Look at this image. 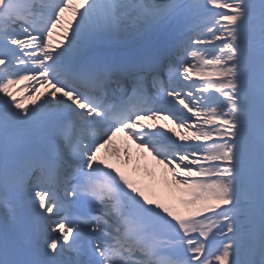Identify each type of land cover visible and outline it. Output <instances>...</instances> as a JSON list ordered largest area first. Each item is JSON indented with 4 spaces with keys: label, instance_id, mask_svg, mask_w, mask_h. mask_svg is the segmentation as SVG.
I'll return each mask as SVG.
<instances>
[{
    "label": "snow or ice",
    "instance_id": "6c2138e0",
    "mask_svg": "<svg viewBox=\"0 0 264 264\" xmlns=\"http://www.w3.org/2000/svg\"><path fill=\"white\" fill-rule=\"evenodd\" d=\"M0 209V264H264V0H0Z\"/></svg>",
    "mask_w": 264,
    "mask_h": 264
},
{
    "label": "bare ground",
    "instance_id": "6f19581e",
    "mask_svg": "<svg viewBox=\"0 0 264 264\" xmlns=\"http://www.w3.org/2000/svg\"><path fill=\"white\" fill-rule=\"evenodd\" d=\"M80 2L82 3V0H75L74 1V4L76 5V7L79 8L81 6ZM157 2H159V0H157ZM222 11H227V10L224 9ZM66 19H72L71 13H69V17H66ZM77 19H78V17H77ZM151 36H152L151 34H144V35L139 36V37H127V38H124L123 42L124 43H139L143 46H147L150 43L149 38ZM154 38H155V36L153 35V39ZM59 39H60V37L58 35L53 36L54 42L56 40H59ZM151 42H153V41H151ZM20 87H23V88H20ZM24 87H25V85L19 86V89H24ZM29 90H24V91L18 92L17 99L21 100V97H24L25 99L21 102L26 103L34 95V93L28 92ZM48 90L49 89H47L45 87H41V89H40L42 94ZM41 98H43V97H41ZM37 103H39V100L37 101ZM28 106L32 107L33 105L29 104ZM150 123L155 124L158 127L159 125H161L163 123V120H160L159 124H157L156 122H154V123L150 122ZM165 127L170 128V127H174V125L168 123ZM116 145H117V147L121 148V151H123V149L125 147L130 148V144L126 140H121L119 143L116 142ZM102 155H104L105 158L111 162L119 161V159L121 160V162H123V160L120 157H117L114 153H112L111 149H109L107 152H103ZM113 159H115V160L113 161ZM152 162H153V160L150 158H146L144 156H139V159L137 160L135 158V156L132 155V164H130V165H133V163H136L135 164L136 170H135L134 176L138 179V181L143 182V185L146 184V186H145L146 188L149 185H153L157 191H162V192L166 191L167 186L163 183V180H162V177L166 174V169L162 170L160 165H157L156 163L153 164ZM139 164L143 168L139 167L138 166ZM154 178H155V181H154ZM178 195L179 194H177V197H178ZM177 204H178V199H177Z\"/></svg>",
    "mask_w": 264,
    "mask_h": 264
}]
</instances>
